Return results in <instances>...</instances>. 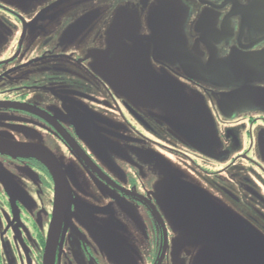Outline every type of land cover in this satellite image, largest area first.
Listing matches in <instances>:
<instances>
[{
    "label": "flooded vegetation",
    "instance_id": "1",
    "mask_svg": "<svg viewBox=\"0 0 264 264\" xmlns=\"http://www.w3.org/2000/svg\"><path fill=\"white\" fill-rule=\"evenodd\" d=\"M31 1H51L40 13L62 1L70 10L89 7V0ZM100 1L118 5L105 22L113 36L105 54L57 51L56 42L35 58L42 48L35 38L21 56L23 36L7 42L15 52L0 54V264H45L49 238L51 264H189L188 249L199 243L204 252L222 248L193 235L211 221L264 237V0ZM14 7L0 0V24L26 25ZM122 57L131 65L124 73L138 61L151 65L139 70L157 81L148 96L171 88L182 99L191 90L203 96L228 156L223 166L202 151L208 141L193 144L173 131L178 142L158 125L166 115L138 109L137 83L117 81ZM33 146L52 156L65 183L57 214L54 175ZM163 176L183 183L172 190L203 192L207 211L162 209ZM171 192L165 199L176 197ZM213 213L218 219H206Z\"/></svg>",
    "mask_w": 264,
    "mask_h": 264
},
{
    "label": "rangeland",
    "instance_id": "2",
    "mask_svg": "<svg viewBox=\"0 0 264 264\" xmlns=\"http://www.w3.org/2000/svg\"><path fill=\"white\" fill-rule=\"evenodd\" d=\"M15 1L16 3L19 4V7H14L15 8L14 10L17 13H19L22 17H24L27 22L26 25L23 24L20 27L19 26L12 27L11 24H0V54H2L3 52H7V50H12V52H15L14 49L11 47L12 45L9 46L7 43L9 41L11 42L14 36L17 37L23 36L24 38V45L21 56L25 53L30 42H32L35 38H40L42 43L41 49L34 50L36 51V54H33L35 58L38 57L39 52H41V54L44 55L45 52L51 51L52 50L51 47L56 42L59 44V48L57 49V51L63 50L65 52H69L73 50L80 52L84 48H87V51L90 54L94 53L97 56L103 55L109 51L113 36H110L109 33H106L107 31L109 32L111 28H109L105 24V22L114 19V14L116 12L115 10L118 6L116 3H105V1H100V0H89V7L86 5L87 4L86 1L84 4H80L79 6L70 10V7L66 8V6H71L69 5V3L71 2L62 1L61 3H58L56 6H54L52 9H47L43 13H40L42 9L46 5H48L49 2L51 1H44L42 5H35V6H33L34 1L31 0H15ZM167 1L177 2V0H167ZM83 8L89 11L87 21L85 20L87 19L86 17L82 18ZM85 13L86 12L84 11V14ZM187 21L188 18L186 17V23ZM87 27L90 28V32L85 38L84 43H78L77 40L82 30L86 29ZM99 33L100 35L99 37H97ZM118 45L119 44H117V46ZM19 53L17 52L16 55L17 54L19 55ZM113 53L116 52L113 51L112 54L108 55V57H106V59L104 60L106 64H109L110 61H113V57L115 56ZM128 57L125 59L122 57L120 62L117 64L118 67H122V69L120 70L121 72H118L119 79L117 81L131 85L137 83V85L139 86L138 94L140 95L141 98H144V100L146 99L145 102H141V104L138 105V109L140 111H143V114L145 115L153 114L155 116L158 115L161 116L164 111L166 112V114L172 115L173 114L172 110H176V109L178 110L179 108L186 107V109H188L190 112L192 111L193 106L198 107V116L197 118L194 119V121H196L197 124L202 127L205 133L214 142L213 155L209 156L208 158L217 167L223 166L227 162L228 156L224 152L223 141L219 136V133L216 132L215 122L213 121V118L209 113V109H208L209 107L205 105L202 99L203 96L196 95L191 90L187 92L188 94H190L189 98L188 96H186L185 99H182L183 98L181 95L182 91L181 90L177 91L174 90L173 88H171V90L167 92V94L158 93V95H154L153 93H150L149 96L145 95L141 90V86L146 88L147 84H149L151 85L150 88L155 89L156 88L155 85L157 83H153V81L154 82L157 81L154 80L153 73H148V75L151 78L149 79V76L147 75V71L139 72V70L140 67L151 68V65H147L146 63H144V60L142 62L138 61L135 62L136 64L134 65V68H138L136 69L135 72H133L132 74L124 73L123 68L131 66L130 58ZM92 63H93L92 60H90L89 64ZM95 65L98 66L99 64L96 62ZM105 75L101 74L100 76L101 78L104 77L106 81H109L107 79V73ZM12 77L13 76H10L8 79H11ZM170 78L176 82V80L173 77L170 76ZM161 82L162 81H160V83ZM2 98L3 97L0 96V101L2 100ZM170 99L172 100V103L167 101ZM177 115L180 114H176V116ZM158 121H159L158 125L161 126V128L164 127L166 131H168V133L171 135V137H173L178 142H182L181 138L177 136L175 132H173V129L171 127H169L167 124H164L160 120ZM166 159L162 157V160L164 162L169 163ZM178 179H179L178 177H172L169 181H164V176H163L160 182L158 183V188L160 193H156V194L165 199L164 196L170 194V191H172L171 193H173V195H175L177 198L173 196L171 198L166 197L165 200L162 198L160 205L162 209L166 207L168 211L178 212L179 215H181L180 211L183 210H182L181 202H178L179 196H181L180 197L181 199L182 198L186 200L188 199L190 200V202H195L196 199H198V197L203 194V192L201 193L199 191H193L192 189H188L182 192L175 191L177 188L176 184H178V186L179 183L183 184ZM172 187H176L175 190H172L171 189ZM203 230L206 229H202V231ZM204 238L207 239V242L213 243L214 237L213 236L210 237V234L209 235L205 234L203 236V239ZM201 244L202 243H199L198 247H200ZM198 247L188 249V253L191 256L189 264H211V262H213V260H211V257H206L207 259H205L202 254L203 253L202 250L198 249ZM198 253H200L202 257L198 256Z\"/></svg>",
    "mask_w": 264,
    "mask_h": 264
},
{
    "label": "water",
    "instance_id": "3",
    "mask_svg": "<svg viewBox=\"0 0 264 264\" xmlns=\"http://www.w3.org/2000/svg\"><path fill=\"white\" fill-rule=\"evenodd\" d=\"M154 83V81H153ZM151 85H148V91L147 87L144 88L141 86L142 92L147 95V92L155 91L156 88H150ZM137 88V94L139 91V86ZM171 90V89H170ZM138 101L144 100V98H141L138 94L137 96ZM146 100V99H145ZM144 100V102H145ZM170 103H172V100H169ZM176 108V107H175ZM173 111V110H172ZM178 114V110H175ZM164 115L168 117L169 121H166L167 124L175 131L176 133H179L180 137L186 138L187 141L192 142L195 144L196 142H203L208 141L209 143V151L202 150L203 152H206L208 156H212L213 151L211 150L212 146V139L205 133V131L202 129L201 126L197 124L196 121H194L195 118L198 116V112L194 113H184L177 116H172L166 114V112H163ZM193 119V120H191ZM191 124V125H190ZM191 134V136H190ZM178 135V134H177ZM197 137V138H194ZM30 148V152L32 155H41L43 160L47 162L52 174L54 175L56 188L58 193H56V214L60 208L59 205H61L64 201L65 196V183L64 181H60V169L58 168V165L56 164L55 160L52 158V156L44 149L37 150V148L28 147ZM57 168V169H56ZM57 173V174H56ZM180 197V196H179ZM178 202H181L182 210L183 211H194L195 213H202L204 211H207V209L203 208V203H205L201 199H196L195 202H190V200L186 199H180ZM191 205L194 206L195 209L192 208L189 209L188 206ZM200 215V214H199ZM211 218L212 220L218 219V216L213 213L209 214V217L206 219ZM213 225H215L212 221L210 224L206 226V230L201 231H195L193 232V235L195 237H200L202 240L203 236L205 234L209 235L213 238V244L221 243L222 248L216 249L215 252L213 250H209L208 252H204L203 256L205 259L206 257H211V259H218L219 261L215 264H264V237L262 236H256L253 233L250 235L244 234L238 227L235 225L233 230H228L224 226L223 227H217V231L213 228ZM215 230V231H212ZM201 232V233H200ZM213 232V233H212ZM52 241L48 240L47 242V254L45 257V264H51V258H52ZM204 253H207L206 255ZM215 254V255H213ZM199 256L202 257L200 254ZM211 264H214L211 262Z\"/></svg>",
    "mask_w": 264,
    "mask_h": 264
}]
</instances>
